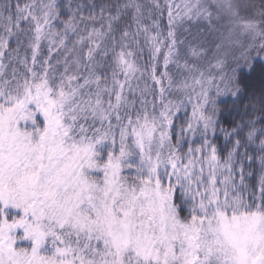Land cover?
Segmentation results:
<instances>
[{"label": "snow or ice", "instance_id": "1", "mask_svg": "<svg viewBox=\"0 0 264 264\" xmlns=\"http://www.w3.org/2000/svg\"><path fill=\"white\" fill-rule=\"evenodd\" d=\"M0 264H264V0H0Z\"/></svg>", "mask_w": 264, "mask_h": 264}, {"label": "rangeland", "instance_id": "2", "mask_svg": "<svg viewBox=\"0 0 264 264\" xmlns=\"http://www.w3.org/2000/svg\"><path fill=\"white\" fill-rule=\"evenodd\" d=\"M13 211H14V212H13L14 215H19V214H20V213H19V210H14V209H13ZM18 234H19V232H18ZM17 243H18V246H24V247H27V246L29 245L30 242H28V241H18Z\"/></svg>", "mask_w": 264, "mask_h": 264}, {"label": "trees", "instance_id": "3", "mask_svg": "<svg viewBox=\"0 0 264 264\" xmlns=\"http://www.w3.org/2000/svg\"><path fill=\"white\" fill-rule=\"evenodd\" d=\"M7 211H8V213H9V218H11V215H14L13 214V209L12 208H9V209H7Z\"/></svg>", "mask_w": 264, "mask_h": 264}]
</instances>
